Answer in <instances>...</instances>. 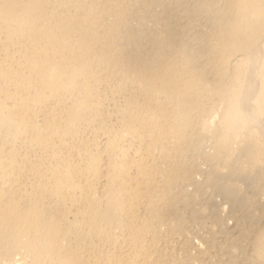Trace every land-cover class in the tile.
Here are the masks:
<instances>
[{
	"label": "bare ground",
	"instance_id": "6f19581e",
	"mask_svg": "<svg viewBox=\"0 0 264 264\" xmlns=\"http://www.w3.org/2000/svg\"><path fill=\"white\" fill-rule=\"evenodd\" d=\"M0 264H264V0H0Z\"/></svg>",
	"mask_w": 264,
	"mask_h": 264
}]
</instances>
